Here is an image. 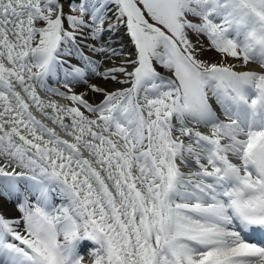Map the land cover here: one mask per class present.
Segmentation results:
<instances>
[{"label":"snow or ice","instance_id":"obj_1","mask_svg":"<svg viewBox=\"0 0 264 264\" xmlns=\"http://www.w3.org/2000/svg\"><path fill=\"white\" fill-rule=\"evenodd\" d=\"M0 264H264V0H0Z\"/></svg>","mask_w":264,"mask_h":264},{"label":"rangeland","instance_id":"obj_2","mask_svg":"<svg viewBox=\"0 0 264 264\" xmlns=\"http://www.w3.org/2000/svg\"><path fill=\"white\" fill-rule=\"evenodd\" d=\"M204 57L205 58L214 59V60H217V61L220 60V57H218L214 52H206V53H204ZM225 62H227V61H225Z\"/></svg>","mask_w":264,"mask_h":264},{"label":"bare ground","instance_id":"obj_3","mask_svg":"<svg viewBox=\"0 0 264 264\" xmlns=\"http://www.w3.org/2000/svg\"><path fill=\"white\" fill-rule=\"evenodd\" d=\"M108 87H112V85H108Z\"/></svg>","mask_w":264,"mask_h":264}]
</instances>
